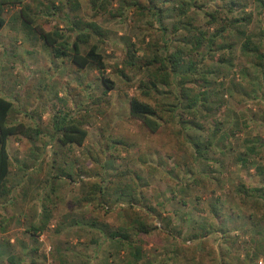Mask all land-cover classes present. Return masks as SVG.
<instances>
[{
    "label": "rangeland",
    "instance_id": "obj_1",
    "mask_svg": "<svg viewBox=\"0 0 264 264\" xmlns=\"http://www.w3.org/2000/svg\"><path fill=\"white\" fill-rule=\"evenodd\" d=\"M234 1L243 11L258 15L255 0ZM77 2L75 11L66 0L23 4L31 7L46 31L59 28L73 40L68 17L94 21L103 28L109 40L100 45L105 75L115 83L107 97L96 69L82 71L67 58L55 59L42 40L23 29L20 5L8 7L4 14L0 96L14 104L10 124H24L42 134L37 141L9 139L10 192L0 197V264H12L11 260L13 264H264L263 255L249 260L260 236L248 221L249 206L241 207L234 194L241 181L249 185L257 181L254 169L247 172L236 163L243 142L264 139V82L260 87L257 72L253 81L241 74L246 60L240 52L242 38L234 32L243 25L222 35L214 53L208 46L192 51L185 30L173 34L171 15L164 19L169 32L163 37L153 18L135 14L124 0H111L105 12L94 9L92 0ZM229 2L199 0L198 6L204 8L191 10L187 20L206 29L209 13L222 19L238 17L241 13H228ZM263 27L264 17L259 15L246 26L250 33ZM183 38L186 42H181ZM131 43L138 59L164 44L171 51L182 48L187 62L197 64L185 86L192 97L207 94L209 109L186 110L180 98L183 74L170 86H160L159 92L140 87L147 71L124 68ZM233 44L230 54L227 46ZM219 56L227 61L218 62ZM247 72L253 74L251 68ZM135 97L165 111L157 134L130 116L129 103ZM65 112L85 122L89 136L81 148L59 142L54 118ZM218 122L223 123L221 135L233 130L236 137L212 146L208 160L201 159L193 142L213 140ZM94 183L102 185L104 196L82 203ZM129 188L141 201L129 213L137 214L152 230L146 235L131 232L129 242H113L106 231L126 224L123 209L131 203L122 191ZM33 228L44 229L34 236Z\"/></svg>",
    "mask_w": 264,
    "mask_h": 264
},
{
    "label": "trees",
    "instance_id": "obj_2",
    "mask_svg": "<svg viewBox=\"0 0 264 264\" xmlns=\"http://www.w3.org/2000/svg\"><path fill=\"white\" fill-rule=\"evenodd\" d=\"M25 0H0V34L5 29L7 21L4 18L6 9L11 6L20 7V19L22 20L23 29L34 34L51 50L52 56L57 60L69 59L71 63L79 70H87L89 68L96 69L101 75V82L105 90L103 96L107 97L111 91L115 89V83L105 75L107 70L106 59L100 52V45L109 43L106 32L103 28L94 21L85 22L76 18L71 20L67 18V25L69 32L75 33V39L68 37L63 31L57 28L54 31H46L42 26L38 25L32 9L28 5H24ZM126 7L133 8L135 14L153 18L158 24L159 29L165 37L169 32V29L163 25L164 19L169 15L173 18L172 32L175 35L181 30H185L188 34L184 36L185 39L190 37L189 44L192 45V51H197L203 47L209 48L210 53H214L213 47L217 45L220 37H223L229 29L235 28L238 25H243L241 28H235V34L242 38L240 45V52L242 57L246 60L242 69V76L246 75L255 80L254 75L257 72V77H260L262 82L260 87H263L264 82V27L257 33L248 32L246 26H250L256 21L257 16L264 17V0H255L258 4L259 12L257 14L247 13L243 11L241 4L230 0L228 13L230 15L241 13L238 17L232 19H222L217 17L214 13L207 14L208 20L205 27H195L196 25L192 21H188V14L191 10H201L203 5L198 6L199 0H124ZM68 5L74 6L72 11L78 8L77 0H66ZM94 9H98L100 12L107 11L111 5V0H92ZM112 17H116L111 13ZM218 25V27H216ZM194 27L189 31L188 27ZM214 28L215 31L211 35L210 30ZM181 42H186L185 39ZM96 42H92L93 40ZM173 39H171L172 41ZM236 45H228L230 54H233V50ZM232 50V51H231ZM155 51V52H154ZM152 53V54H151ZM137 49L135 44L131 43L130 48H127L126 59L124 61V68L126 70H142L147 71V77L144 82L140 84V87H147L159 92L160 86H170L173 80H176L180 74H183L180 80L181 87V100L186 103V110L191 111L195 108L202 110L209 109V96L205 93L190 96V90L185 86L187 83V75L197 70V64L195 62H187V53L182 48H177L175 51L169 50L166 44L161 48H156L150 51V55H143L138 59ZM226 59L219 56L218 62L225 63ZM232 65V64H231ZM187 66L186 68H183ZM251 68L253 74H249L247 69ZM120 76L129 81L125 71L120 70ZM262 101H264V89H262ZM180 104L182 102H179ZM129 113L130 116L141 123L150 134H157L161 128L160 120L163 119V111L158 110L152 104L145 102L144 100L135 97L130 100ZM175 108L169 109L171 113L175 112ZM14 111V104L11 100L0 96V197L9 194L10 190L7 188L9 176L11 174V158L8 150V143L11 137H24L29 141H37L40 139L41 131L36 128L25 126L24 124H10L11 115ZM165 113V111H164ZM162 116H161V115ZM163 121V120H162ZM184 123V122H183ZM194 127L199 128L196 123L191 122ZM54 129L59 134V142L63 146H77L83 147L89 136L88 130L85 128V122L83 120L74 119L71 112L61 113L54 118ZM202 129V128H200ZM223 123L218 122L216 129L212 135L213 140L207 139L204 142H193L196 154L198 157L204 160H208L207 154L212 149V146H222L224 141H228L231 138H235L236 134L233 130L224 132ZM226 133V134H225ZM220 135V137H218ZM214 141V142H213ZM242 151L236 159L238 166L243 167L247 172L254 169V176L257 181L254 184L249 185L247 182L241 181V183L234 189L236 199L239 201L241 207L251 210L248 216V221L252 223V226L256 228V235L260 236L256 240V248L253 253V258L249 260H257L259 255L264 256V231L261 229L262 223H264V139L259 141H250L246 139L243 142ZM68 177V176H67ZM68 179H71L69 176ZM138 179L141 178L139 177ZM104 188L99 183L92 184V187L88 193L80 200L82 203L96 202L97 196H104ZM128 197L131 206L129 209H123L124 216L127 220L126 224L119 227L116 231H106V235L110 241L121 243L129 242L133 234H150L152 230L147 223L140 218L137 214L133 216L129 213L134 204L141 203L139 196L135 192V189L129 188L127 192H123ZM124 195V196H126ZM217 201H220L219 198ZM151 209V208H150ZM214 213L216 209L213 208ZM218 211V210H217ZM218 216L220 213L217 212ZM33 228V235L35 236L39 230ZM154 229H157L156 227ZM12 264L13 261L11 260Z\"/></svg>",
    "mask_w": 264,
    "mask_h": 264
},
{
    "label": "crops",
    "instance_id": "obj_3",
    "mask_svg": "<svg viewBox=\"0 0 264 264\" xmlns=\"http://www.w3.org/2000/svg\"><path fill=\"white\" fill-rule=\"evenodd\" d=\"M1 35V34H0ZM45 45V44H44ZM9 144V143H8Z\"/></svg>",
    "mask_w": 264,
    "mask_h": 264
}]
</instances>
